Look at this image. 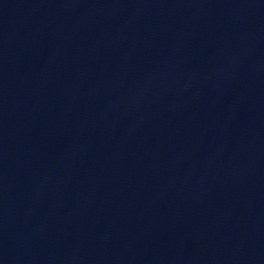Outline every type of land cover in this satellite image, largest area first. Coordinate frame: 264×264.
I'll use <instances>...</instances> for the list:
<instances>
[{"label":"water","instance_id":"1","mask_svg":"<svg viewBox=\"0 0 264 264\" xmlns=\"http://www.w3.org/2000/svg\"><path fill=\"white\" fill-rule=\"evenodd\" d=\"M0 264H264L251 0H0Z\"/></svg>","mask_w":264,"mask_h":264}]
</instances>
